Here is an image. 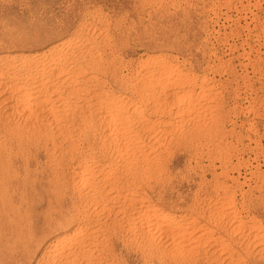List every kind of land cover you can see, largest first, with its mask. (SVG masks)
Returning a JSON list of instances; mask_svg holds the SVG:
<instances>
[{"label": "rangeland", "instance_id": "374dc122", "mask_svg": "<svg viewBox=\"0 0 264 264\" xmlns=\"http://www.w3.org/2000/svg\"><path fill=\"white\" fill-rule=\"evenodd\" d=\"M51 46L61 49L68 63L78 61L89 72L66 80L53 98L60 92L67 96L72 88L74 97L65 96L63 111L56 117L44 111L31 119L34 125L23 116L7 115L0 88V148L10 157L15 154L12 159L4 154L15 165L5 160L10 170L1 179L5 181L0 180V264H49L51 242L76 226L83 230L67 247L84 244L89 256L92 253L91 258L79 255L76 264H264V245L249 233L250 219L264 228V0H0L1 62L7 56L26 54H34L33 61L44 52L52 54ZM158 63L195 77V91L211 86L208 98L198 97L209 109L197 107L192 121L163 113L158 101H170L177 94L172 79L156 83L152 90L139 88L141 83L133 79L135 73ZM28 77L38 80L34 74ZM101 89L132 101L125 114V133H114V123L98 117L101 110L94 93ZM44 90L39 87L40 93L46 94ZM129 135L140 142L136 147L128 141ZM120 147L125 151L124 161L120 160L124 166L119 162L112 169L109 162L114 163L113 151ZM84 158L99 163H95L98 168L87 164L93 174L104 164L107 172L111 168L108 178L97 171V176L76 182L74 168ZM107 188L114 192L105 194ZM127 190L141 191L144 205L174 214L179 222L202 223L210 235L222 236L226 247H212V240L205 238L194 241V234L187 237L193 242L185 240L189 244L175 247L176 236L152 226L138 199L118 196ZM234 212L242 213L236 221L240 229L232 227Z\"/></svg>", "mask_w": 264, "mask_h": 264}, {"label": "bare ground", "instance_id": "6f19581e", "mask_svg": "<svg viewBox=\"0 0 264 264\" xmlns=\"http://www.w3.org/2000/svg\"><path fill=\"white\" fill-rule=\"evenodd\" d=\"M63 44V43H62ZM60 47H61V45H60ZM59 48V47H58ZM85 49V48H84ZM87 49V48H86ZM49 51V50H48ZM50 53H52V54H44V53H42V54H40V56L38 57H34L35 58V60H33L32 61V56L34 55V54H32V56H31V54L30 55H19V56H13V57H9L8 58V56L7 57H3L4 59H5V61L3 60V62H1L0 63V88H2V95H3V102H5V108H6V110H7V115L8 116H12V115H20V116H23L26 120H27V122L28 121H30V122H32L31 121V119L33 120V118H36V117H38V115L41 113V115H42V113L44 112V111H47L46 113H48L49 115H51L52 116V118H54V117H56V115L58 114V113H60L61 111H63V107H64V101H65V99H66V101H67V98L66 97H69V96H73V88H72V91H71V89L70 90H67L68 92L66 93V91H64L66 94H68L66 97L64 96V95H61V92H60V94L58 95V97L54 100V98H53V95H55L56 94V92L57 91H60L59 89L61 88V87H63V84H64V82L66 81V80H68V79H71L72 78V75H74L75 76V74L77 75V77L78 76H81V75H79V74H83L84 73V75L86 74V73H88L89 71H87V69H86V71H85V69L84 70H82V67H81V64H78L76 61L75 62H67L66 60H64V57H66V55H64V57H63V55L62 54H60V52H61V49H60V52L56 49V46H54V47H52L51 46V48H50V51H49ZM72 53V52H71ZM75 53V52H74ZM73 53V54H74ZM80 54H82V53H80ZM82 56V55H81ZM69 57V56H68ZM163 57V56H162ZM33 58V59H34ZM80 58V57H79ZM82 58V57H81ZM2 58L0 57V60H1ZM163 59V58H162ZM160 61V60H159ZM161 61H163V60H161ZM80 62V61H79ZM67 63V64H66ZM94 63V62H93ZM95 64V63H94ZM153 64V63H152ZM159 64V63H158ZM87 65V64H86ZM150 65V64H149ZM89 66V65H88ZM94 66V65H93ZM95 67V66H94ZM144 67H146V66H144ZM149 67V66H148ZM148 67H146V68H144L145 70V72L143 73H140V72H137V73H135V75L133 76L134 78L133 79H136L137 81H139L141 84L139 85V88H140V86L142 85L143 87H147V88H149L150 87V89L153 87V86H155L156 85V83H161V82H164V81H167V79L169 80V78L170 79H172V82H174V84H175V86L177 87V94L176 95H174L172 98H171V100L169 101L168 99L166 100L165 98H163V99H161V100H159L158 101V108L164 113H166L168 116L169 115H172V113H174V115H175V117L176 118H178V119H181V121L182 120H185V119H187V120H193L195 117H196V111H197V107H198V109H199V107L201 108V107H204V108H208V106L209 105H207V103L206 102H202L200 99H198V97L199 98H208V95L209 94H211V86L210 87H208L207 85V87L208 88H206V87H204V86H201L200 88H199V90L198 91H195V85L193 84L194 82V78L195 77H189V76H187V75H183L181 72H179V71H177L176 70V67L174 68V66H172V65H170V64H168V63H161V64H159V65H157L155 68H148ZM89 68V67H88ZM96 68V67H95ZM92 69V68H91ZM89 70V69H88ZM95 70V69H94ZM21 72H24V74L25 73H27L28 75L29 74H34V75H36V77L38 78V80L36 81L35 79H33V80H35L37 83H34L35 81H33L32 80V78L30 79L29 77H28V75H24L25 77H23V75H21L22 73ZM90 72H91V70H90ZM21 73V74H20ZM83 76V75H82ZM87 76V75H86ZM35 77V76H34ZM95 78V77H94ZM83 79H84V77H83ZM88 79L90 80L91 79V76L90 77H88ZM197 79V78H196ZM87 80V79H86ZM92 80V79H91ZM196 81V80H195ZM198 81V80H197ZM74 82H79V81H74ZM85 82V81H84ZM83 81H82V83H84ZM94 82V81H93ZM98 82V81H97ZM18 83L19 84H21V85H19L18 86ZM72 83V82H71ZM70 83V84H71ZM95 83V82H94ZM170 83V82H169ZM75 84V83H74ZM92 85H93V83H91ZM193 84V85H192ZM196 84V83H195ZM202 84V83H201ZM66 86H67V84H65ZM98 85V84H97ZM96 85V86H97ZM101 85V84H100ZM158 85V84H157ZM156 85V86H157ZM65 86V87H66ZM87 86V85H86ZM85 86V87H86ZM99 86V85H98ZM141 86V87H142ZM174 86V87H175ZM39 87L40 88H44L45 90V92L44 93H46V94H43V93H40L39 92ZM77 87V86H76ZM48 90H47V89ZM62 89V88H61ZM66 89V88H65ZM86 89V88H85ZM87 89H88V87H87ZM100 89V88H99ZM42 91H43V89H41ZM63 90H64V88H63ZM81 90V89H80ZM83 90V89H82ZM143 90H145V89H143ZM152 90V89H151ZM150 90V91H151ZM1 91V90H0ZM62 91V90H61ZM85 91V90H84ZM83 91V92H84ZM90 90H88L87 91V93L89 92ZM147 91V90H146ZM95 92H97V91H95ZM141 92V91H140ZM143 92H145V91H143ZM209 92V94H207ZM70 93L72 94V95H70ZM77 93H78V91H77ZM85 93V92H84ZM145 93H147V92H145ZM74 94H75V92H74ZM93 94V93H92ZM95 94V97H98V105H100L99 107H100V110H101V112H100V114H99V116L98 117H100L101 119H103V121L105 120H107V121H110V122H112V124L114 123V125L116 126V127H113V129L115 128L116 129V131L114 130L113 132L114 133H117V132H119V131H121L122 132V130L125 128V126H126V124H125V118L127 117L126 115H127V113H126V110H127V108L129 109V105H130V103H132V101H130V99L129 98H126V97H122V96H117V95H114V94H108L105 90H99L97 93H94ZM139 91H138V99H140V100H142L144 97H143V95L141 94L140 96H139ZM160 94H161V92H160ZM90 95V94H89ZM88 95V96H89ZM162 95V94H161ZM92 96V95H91ZM94 96V95H93ZM92 96V97H93ZM166 96V95H165ZM65 97V98H64ZM74 97V96H73ZM160 97V96H159ZM82 98V97H81ZM84 98H86V97H84ZM137 98V97H136ZM167 98V97H166ZM58 99H61V100H59V102H58V105L57 106H55V105H53L54 104V102H56V100H58ZM80 99V98H79ZM90 99V98H89ZM72 100V99H71ZM81 100V99H80ZM84 100V99H83ZM85 100H87V99H85ZM206 100H208V99H206ZM210 100V99H209ZM208 100V101H209ZM91 101H93V100H91ZM207 101V102H208ZM70 102V101H69ZM95 102V101H94ZM94 102H93V104H94ZM141 102H144V101H141ZM141 102H140V104H141ZM1 103H2V99H1ZM133 103H134V101H133ZM3 104V103H2ZM70 104V103H69ZM84 104V103H83ZM86 104V103H85ZM91 104V103H90ZM95 104H97V103H95ZM1 105V104H0ZM84 106V105H83ZM93 106V105H92ZM65 107H67V106H65ZM88 107V106H87ZM4 108V109H5ZM74 108H75V106H74ZM157 108V109H158ZM1 109V108H0ZM85 109V108H84ZM88 109V108H87ZM99 109V108H98ZM203 109V108H202ZM209 109V108H208ZM207 109V110H208ZM5 110V111H6ZM98 111V110H97ZM65 113V112H64ZM63 114V113H62ZM126 114V115H125ZM4 115V114H3ZM48 115V116H49ZM199 115H201V114H199ZM6 117V116H5ZM5 117H4V119H5ZM14 117V116H13ZM45 117V116H44ZM59 117H60V115H59ZM64 117V116H63ZM169 117H171V116H169ZM174 117V116H173ZM199 117V116H198ZM11 118V117H10ZM19 118V117H18ZM21 118V117H20ZM23 118V119H24ZM41 118V117H40ZM42 118H43V116H42ZM41 118V119H42ZM48 118V117H47ZM51 118V119H52ZM3 119V120H4ZM24 119V120H25ZM40 119V121H42ZM7 120H9L8 118H7ZM47 120V119H46ZM56 120H57V118H56ZM195 120V119H194ZM15 121V120H14ZM20 121V120H19ZM22 121V120H21ZM55 121V120H54ZM126 121H128L127 119H126ZM4 122V121H3ZM29 122V123H30ZM34 122V121H33ZM32 122V123H33ZM37 122V121H36ZM35 122V123H36ZM168 122V121H167ZM6 123H7V121H6ZM10 123V122H9ZM12 123V122H11ZM14 123H16V122H14ZM31 123V124H32ZM50 123H51V120H50ZM54 123H56V122H54ZM163 123H165V122H163ZM4 124V123H3ZM106 124V123H105ZM104 124V125H105ZM174 124V123H173ZM6 125V124H5ZM9 125V124H8ZM8 125H6L7 127H8ZM11 125V124H10ZM13 125V124H12ZM19 125V124H18ZM33 125H34V123H33ZM37 125V124H36ZM44 125H47V124H45L44 123ZM167 125H168V123H167ZM2 126V125H1ZM52 126V125H51ZM51 126H49V127H51ZM68 126V125H67ZM103 126V125H102ZM107 126V125H106ZM106 126H105V128H106ZM3 127V126H2ZM6 127V128H7ZM21 127H22V125H21ZM20 127V128H21ZM26 127V130L28 129L27 127H29V126H25ZM37 127V126H36ZM40 127V126H39ZM49 127H47V128H49ZM54 127V126H53ZM60 127V126H59ZM1 128V127H0ZM5 128V129H6ZM23 128V127H22ZM34 128V127H33ZM44 128V127H43ZM46 128V127H45ZM61 128V127H60ZM64 128V127H63ZM69 128V127H68ZM104 128V127H103ZM4 129V130H5ZM8 129V128H7ZM10 129H11V127H10ZM15 130H16V128H14ZM36 129V128H35ZM35 129L33 130V131H35ZM40 129V128H39ZM39 129H37V130H39ZM53 129V128H52ZM126 129V128H125ZM4 130H3V132H4ZM21 130V129H20ZM24 130V129H23ZM62 130V129H61ZM133 130V129H132ZM166 130V129H165ZM10 131V130H9ZM31 131V129L29 130V132ZM55 131H56V129H55ZM124 132L123 133H125V130H123ZM171 131V130H170ZM6 132V131H5ZM13 132H14V130H13ZM18 132V131H17ZM22 132V131H21ZM46 132H47V130H46ZM51 132H52V130H51ZM54 132V131H53ZM57 132V131H56ZM111 132H112V130H111ZM10 133H12V132H10ZM37 133H38V131H37ZM39 133H41V131L39 132ZM61 133V132H60ZM69 133V132H68ZM122 133V134H123ZM1 134V133H0ZM4 134V133H3ZM7 134H8V131H7ZM31 134H33V133H31ZM43 134H45L44 132H43ZM48 134H49V132H48ZM53 134V133H52ZM109 134V133H108ZM111 134V133H110ZM119 134V133H118ZM121 134V133H120ZM135 134V133H134ZM5 135V134H4ZM17 135V134H16ZM16 135H14V137L16 136ZM20 135H21V133H20ZM19 135V136H20ZM35 135V134H34ZM49 135H51V134H49ZM68 135V134H67ZM113 135V134H112ZM117 135V134H116ZM126 135V134H125ZM132 135V134H131ZM131 135H129V139H128V141L130 142V143H132L135 147H136V145H138L140 142H137L136 141V138H135V136H131ZM9 136V135H8ZM7 136V137H8ZM23 136V135H22ZM24 136H25V134H24ZM30 136V135H29ZM38 136V135H37ZM36 136V137H37ZM39 136H40V138H42V135H40L39 134ZM45 136V135H44ZM46 136H48V135H46ZM52 136V135H51ZM108 135L106 134V138H108L109 139V137H107ZM114 136V135H113ZM119 136V135H118ZM121 136H124V135H121ZM3 137V136H2ZM10 137H12V136H10ZM10 137H8V138H10ZM54 137V136H53ZM65 137H66V135H65ZM65 137H64V139H65ZM127 137V136H126ZM125 137V138H126ZM16 138V137H15ZM21 138V137H20ZM26 138V137H25ZM28 138V137H27ZM31 138H32V136H31ZM39 138V137H38ZM45 138H47V137H45ZM71 138V137H70ZM101 138V137H100ZM3 139V138H2ZM4 139H5V137H4ZM14 139V138H13ZM19 139V138H18ZM43 139V138H42ZM50 138H48V140H49ZM63 139V138H62ZM67 139V138H66ZM104 139V138H103ZM102 139V140H103ZM8 140V139H7ZM23 140V139H22ZM29 140V139H28ZM33 140H35V138L33 139ZM36 140H37V138H36ZM52 140H54V138L52 139ZM72 140V139H71ZM107 140V139H106ZM18 141H20V140H18ZM24 141V140H23ZM26 141V140H25ZM44 141V140H43ZM46 141H47V139H46ZM46 141H44V143L46 144L47 142ZM64 141V140H63ZM70 141V140H69ZM73 141V140H72ZM111 141H112V139H111ZM110 141V142H111ZM6 142V141H5ZM13 142V141H12ZM126 142H127V140H126ZM125 142V143H126ZM11 143V142H10ZM17 144L19 143V142H16ZM32 143H35V142H32ZM38 143H39V141H38ZM43 143V142H42ZM41 143V144H42ZM44 143H43V146H45L44 145ZM69 143V142H68ZM72 143V142H71ZM102 143V142H101ZM105 143V142H104ZM103 143V144H104ZM20 145H21V143H19ZM19 144L17 145L18 147H16V148H18L17 150H20L19 149ZM22 144H23V146H25L24 144H25V142H22ZM127 146L126 147H130V145H129V143L127 142ZM4 145V144H3ZM10 145V144H9ZM14 145V144H13ZM12 145V146H13ZM16 145V144H15ZM47 145V144H46ZM52 145H53V143H52ZM132 145V146H133ZM28 146V145H27ZM31 146V145H30ZM38 146V145H37ZM42 146V145H41ZM54 146V145H53ZM72 146V145H71ZM71 146H70V148H71ZM121 146V145H120ZM133 146V147H134ZM33 147V146H32ZM49 147V146H48ZM48 147H46V148H48ZM52 147V146H51ZM76 147V146H75ZM115 147H116V145H115ZM118 147V146H117ZM132 147V148H133ZM2 148H4V147H2ZM2 148H0L1 150V152L3 153V156H1L2 154L0 153V180L1 179H6V177H5V175H8V171L10 170H7L8 168L6 167V165H8L7 164V162L5 163L4 161L6 160H10L9 158H11L12 159V157L15 155H11L12 157H10V155H7L9 152L8 151H10V149L7 151V150H5V152H8L7 154H5L3 151H2ZM10 148V147H9ZM41 148V147H40ZM44 148V147H43ZM69 148V149H70ZM119 148V147H118ZM117 148V149H118ZM8 149V148H7ZM22 149H23V147H22ZM27 149V148H26ZM51 149V148H50ZM68 149V150H69ZM76 149V148H75ZM122 148L120 147V149H118L117 151H113V153L115 152V154H113V155H115V156H113L112 158L114 159V157H115V159L113 160L114 161V163H110L109 161V164H110V166H112V169L115 167L116 168V166H118L120 163L119 162H121L120 160H122V162L124 161L123 160V154L125 153V151H124V153L122 152V150H121ZM128 149H130V148H128ZM24 150V149H23ZM52 150L53 149H51V152H52ZM67 150V151H68ZM72 150V149H71ZM78 149H76V151H77ZM13 151V150H12ZM20 151H22V150H20ZM38 151V150H37ZM40 151V150H39ZM80 151V150H79ZM83 151V150H82ZM102 151V150H101ZM105 151V150H104ZM133 151H135L134 149H133ZM48 152V151H47ZM103 152V151H102ZM112 152V151H111ZM126 152H127V149H126ZM144 152V151H143ZM21 153V152H20ZM25 153V152H24ZM39 153V152H38ZM45 153V152H44ZM53 153H54V151H53ZM59 153H61V152H59ZM77 153H78V151H77ZM131 153V152H130ZM136 153V152H135ZM7 155V156H9V158L7 157V156H5V155ZM12 154V153H11ZM30 154V153H29ZM56 154V153H55ZM58 154V153H57ZM66 154V153H65ZM71 154V153H70ZM79 154V153H78ZM86 154V153H85ZM100 154V153H99ZM101 154H103V153H101ZM112 154V153H111ZM133 154V153H132ZM141 154V153H140ZM22 155V154H21ZM26 155V154H25ZM50 155V154H49ZM52 156H53V154H51ZM68 156H69V154H67ZM74 155V154H73ZM82 155H83V153H82ZM94 155H96V154H94ZM129 155V154H128ZM127 155V156H128ZM141 155H143V154H141ZM5 156V157H4ZM24 156V155H23ZM27 156V155H26ZM51 156V157H52ZM54 156H58V155H54ZM64 156V155H63ZM84 156V155H83ZM92 156V155H91ZM96 156H98V155H96ZM100 156V155H99ZM125 156V155H124ZM136 156V155H135ZM138 156V155H137ZM3 157L5 158V159H3ZM6 157L8 158V159H6ZM48 157H50V156H48ZM108 157V156H107ZM15 158H16V156H15ZM26 158H28V157H26ZM65 158V157H64ZM70 158H72V157H70ZM103 158V157H102ZM101 158V159H102ZM111 158V157H110ZM124 158H126V157H124ZM134 158V157H133ZM22 159V158H21ZM49 159V158H48ZM54 159H55V157H54ZM60 159V158H59ZM69 159V158H68ZM100 159V158H99ZM135 159V158H134ZM16 160V159H15ZM60 160H62V158L60 159ZM60 160H58V161H60ZM64 160V159H63ZM71 160V162H72V159H70ZM74 160V159H73ZM77 160V159H76ZM111 160V162H113L112 161V159H110ZM126 160V159H125ZM11 161V160H10ZM9 161V162H10ZM65 161H67V160H65ZM97 161V160H96ZM96 161L94 160V158L92 159V158H84L83 160H81L80 162H79V165H77L75 168H74V173H75V180H76V182L78 181L79 183H82V181L84 180V179H87V177H90V175L92 176H97V174L96 175H94L98 170H95V172H94V174H93V171L92 172H90L91 171V169L89 170V168H87L88 166H87V164H91V163H94V165L97 167V165L99 166V163H96ZM127 161H128V159H127ZM12 162V161H11ZM15 162V161H14ZM121 162V163H122ZM126 162V161H125ZM124 162V163H125ZM129 162V161H128ZM5 163V164H4ZM13 163V162H12ZM57 163V162H56ZM78 163V162H77ZM97 165H96V164ZM102 163V162H101ZM119 163V164H118ZM127 163V162H126ZM14 164V163H13ZM63 164H64V162H63ZM67 164H70V163H67ZM76 164V163H75ZM107 164V163H106ZM109 164H108V166H109ZM15 165V164H14ZM49 165V164H48ZM60 165V164H59ZM93 165V166H94ZM120 165H123L124 166V164L122 163V164H120ZM119 165V166H120ZM127 165V164H126ZM19 166H21L20 164H19ZM43 166V165H42ZM62 166V165H61ZM102 166H103V164H102ZM106 165L104 164V166L102 167V168H100L101 167V165H100V169H99V174H101V177H103L104 178V176H106V179L108 178V172L110 171V167H108V169H109V171L107 172V170H106V167H105ZM114 166V167H113ZM128 166V165H127ZM6 167V168H5ZM10 167H12V165L10 166ZM65 167V166H64ZM16 168V167H15ZM98 168V167H97ZM96 168V169H97ZM114 168V169H115ZM119 168V167H118ZM125 168H126V166H125ZM17 169H19V168H17ZM111 169V170H112ZM13 170V169H12ZM28 170V169H27ZM31 170H32V168H31ZM43 170H45V169H43ZM70 170V169H69ZM72 170V169H71ZM19 171V170H18ZM17 170H16V172H18ZM25 171H26V168H25ZM34 171V170H33ZM39 171V170H38ZM63 171V170H62ZM73 171V170H72ZM14 172V171H13ZM16 172H15V174H16ZM70 172V171H69ZM97 172V173H98ZM12 173V172H11ZM29 173V172H28ZM55 173V172H54ZM64 173V172H63ZM62 173V174H63ZM92 173V174H91ZM14 174V175H15ZM42 174V173H41ZM56 174H57V172H56ZM13 175V174H12ZM11 175V176H12ZM25 175V174H24ZM31 175V174H30ZM33 175H34V173H33ZM37 175V174H36ZM58 175V174H57ZM56 175V176H57ZM60 175V174H59ZM71 175V174H70ZM16 176V175H15ZM17 176H18V174H17ZM22 176V175H21ZM42 176V175H41ZM65 176H67V175H65ZM73 176V175H72ZM19 177V176H18ZM33 177V176H32ZM17 178V177H16ZM23 179H24V177H22ZM21 178V179H22ZM26 178V177H25ZM36 178H37V176H36ZM95 178V177H94ZM19 179V178H18ZM34 179V178H33ZM41 179V178H40ZM66 179V178H65ZM71 179H72V177H71ZM89 179V178H88ZM91 179V178H90ZM105 179V178H104ZM12 180V179H11ZM10 180V181H11ZM20 180V179H19ZM73 180V179H72ZM2 181H5V180H1V182ZM22 181V180H21ZM70 181V180H69ZM85 181V180H84ZM118 181H120L119 179H118ZM0 182V183H1ZM8 182H9V180H8ZM29 182V181H28ZM27 182V183H28ZM74 182V181H73ZM109 182V181H108ZM116 182V181H115ZM4 183V182H3ZM118 183V182H117ZM126 183V182H125ZM22 184V183H21ZM106 184H107V182H106ZM113 184V183H112ZM116 184V183H115ZM122 185V184H121ZM4 186V185H3ZM2 186V187H3ZM6 186H8V184H6ZM9 186H11V184L9 185ZM12 186H14V184L12 185ZM71 186V185H70ZM107 186V185H106ZM108 186H109V183H108ZM111 186H115V185H111ZM25 187V186H24ZM33 187V186H32ZM75 187V186H74ZM118 187V188H117ZM116 188H117V190L118 189H122L121 187H123V185L119 188V184H118V186H117ZM4 188V187H3ZM17 188V187H16ZM115 187H113V189L115 190L116 189ZM9 189V188H8ZM7 189V190H8ZM14 189V188H13ZM19 189V188H18ZM107 189H109V190H107L106 192H105V194H107L109 191L112 193V192H114V191H111L112 190V188H107ZM128 189H129V187H128ZM3 190V189H2ZM1 190V188H0V191H2ZM6 190V189H5ZM19 190H21V189H19ZM18 190V191H19ZM29 190V189H28ZM13 191V190H12ZM11 191V192H12ZM56 190L54 189V192H55ZM98 191V190H97ZM122 191V190H121ZM5 192V191H4ZM9 192V191H8ZM7 192V193H8ZM11 192H9V193H11ZM23 192V191H22ZM118 192V191H117ZM116 192V193H117ZM1 193V192H0ZM15 193V192H14ZM96 193V192H95ZM102 192H100L99 194H101ZM115 193V194H116ZM123 193H124V191H123ZM140 193H142L141 191L139 192V191H137V190H127L123 195H121V193H119L120 195H118V196H120V197H122L123 196V198H125L126 200L127 199H129V200H139L140 202V207L139 208H142V210H144L143 212H145L146 214H148V217H150L152 220H150L151 221V224H152V226L153 225H155V227L156 228H159L160 230L159 231H162V232H165V233H168V234H171V235H173V236H176V240L175 241H173L174 243H173V245L175 246V247H178V248H180V246H185V244L184 243H186L188 240L189 241H192L193 242V238H192V240H191V237L190 238H187V237H189L190 235H193L194 234V236L196 235V240H194V241H197V239L199 238H205L206 240H212V242L213 243H210V244H213V245H211L212 247L215 245L216 246V248L218 247L220 250H221V248L222 247H226V244H225V242H224V239H223V237L222 236H220V235H216L215 237L214 236H212V235H210L209 233V228L208 227H206V226H202V223H201V225L199 224L198 225V223H196V222H194L193 220L192 221H190V222H188V223H186V222H179L178 220H177V218H176V216L174 215V214H171V213H168V212H164L163 210H161V209H158L157 207H155V206H153V205H144V198L140 195ZM5 194V193H4ZM24 194V193H23ZM97 194V193H96ZM110 194V193H109ZM115 194H111V195H115ZM118 194V193H117ZM116 194V195H117ZM8 195V194H7ZM20 195V194H19ZM27 195V194H26ZM111 195H109V197L111 196ZM0 196H2V195H0ZM94 196V195H93ZM100 196V195H99ZM102 196V195H101ZM105 196V195H104ZM107 196V195H106ZM3 197H5V196H3ZM3 197H2V199H3ZM9 197V196H8ZM28 197H29V194H28ZM1 198V197H0ZM99 198H101V197H99ZM9 199V198H8ZM97 199V198H96ZM95 199V200H96ZM229 199V198H228ZM227 199V200H228ZM12 200V199H11ZM128 200V201H129ZM134 200V201H135ZM137 200V201H138ZM231 200V199H230ZM229 200V201H230ZM10 201V200H9ZM17 201V200H16ZM27 201V200H26ZM8 202V201H7ZM133 202V201H132ZM227 203V202H226ZM1 204V203H0ZM14 204H12V206H13ZM2 206V205H1ZM0 206V207H1ZM3 208V207H2ZM6 208V207H5ZM16 208H17V206H16ZM13 210V209H12ZM139 210H141V209H139ZM4 213V212H3ZM9 213V212H8ZM11 213V212H10ZM13 213V212H12ZM73 213V212H72ZM80 213V212H79ZM84 213V212H83ZM14 214V213H13ZM17 214V213H16ZM242 214V213H241ZM241 214L239 213V212H234L233 214H232V219H233V221H235V223L233 222L232 223V227H233V229H238L240 226L236 223V221H238L239 219H240V217H241ZM6 215V214H5ZM4 215V216H5ZM81 216V215H80ZM19 217V216H18ZM17 217V218H18ZM3 218V217H2ZM9 218V217H8ZM6 219H7V216H6ZM13 219V218H12ZM82 219V218H81ZM8 220V219H7ZM17 220V219H16ZM69 220H71V219H69ZM73 220V219H72ZM79 220V219H78ZM15 221V220H14ZM68 221V220H67ZM249 221V220H248ZM9 222H11L10 220H9ZM16 222H18V221H16ZM153 222V223H152ZM239 222V221H238ZM19 223V222H18ZM72 223V222H71ZM81 224V223H80ZM150 224V225H151ZM13 225H15V224H13ZM70 225V224H69ZM163 225H167V227H163ZM16 226V225H15ZM14 226V227H15ZM17 226H18V224H17ZM16 226V227H17ZM212 226V225H211ZM219 226V225H218ZM83 227V226H82ZM214 227V226H213ZM217 227V226H216ZM245 227H246V225H245ZM72 228V227H71ZM155 228V229H156ZM218 228V227H217ZM231 228V227H230ZM249 228H250V230H249V233H252V237H253V239H254V241L256 240V243L258 244L259 243V245L261 246V244H263L264 245V228H263V226H261L257 221H255V220H251L250 219V224H249ZM66 229V228H65ZM150 229V228H149ZM216 229V228H215ZM219 229V228H218ZM227 229V228H226ZM240 229V228H239ZM81 230H83L80 226H76L73 230H71V232H69L68 230H65L63 233H61L59 236L57 235V237H56V239H55V241L54 242H51L52 244L50 245V247H48L49 248V250H48V255H46L47 257V263L49 262V264H55V263H58V262H63V263H60V264H74L75 263V261H77V257L79 256V255H81L82 257H89V258H91V256H92V253H91V256H89L90 255V253L88 254L87 253V250H85V248H82V246L84 245H77L76 244V246H73V247H71V248H68L67 247V244H68V242L72 239V238H75V237H77L80 233H81ZM214 230V229H213ZM222 230V229H221ZM156 230H154V232H155ZM217 231V230H216ZM226 231V230H225ZM214 232V231H213ZM223 232V231H222ZM152 233V232H151ZM157 233V232H156ZM155 233V234H156ZM220 233V232H219ZM218 233V234H219ZM248 233V234H249ZM217 234V233H216ZM89 235V234H88ZM167 235V234H166ZM166 235H164V234H162V236H165V237H168V236H166ZM150 236V235H149ZM170 236V235H169ZM89 236H87V238H88ZM174 238V237H173ZM172 238V239H173ZM91 239H93V237L91 238ZM227 239V238H226ZM54 240V239H53ZM73 240V239H72ZM90 240V239H89ZM185 240H187L186 242H185ZM202 240H204V239H202ZM32 242V241H31ZM81 242V241H80ZM95 242V241H94ZM201 242H203L204 243V241H201ZM188 244H189V242H187ZM205 243H208V241L207 242H205ZM31 244V243H30ZM49 244V243H48ZM70 244V243H69ZM197 244V243H196ZM74 245V244H73ZM92 245H95V244H92ZM195 245V244H194ZM194 245H192L193 247H194ZM201 245V244H200ZM200 245H197V246H200ZM204 245V244H203ZM203 245H201V246H203ZM206 245V244H205ZM229 245V244H228ZM21 246V245H20ZM200 246V247H201ZM34 247V246H33ZM67 247V248H66ZM88 247V246H87ZM90 247V246H89ZM181 247V248H182ZM189 247V246H188ZM230 247V246H229ZM263 247V246H262ZM261 247V248H262ZM95 248V247H94ZM202 248V247H201ZM217 248V249H218ZM261 248H260V250H261ZM264 248V247H263ZM262 248V250L264 251V249ZM22 249V248H21ZM65 249H67V250H65ZM215 249V248H214ZM224 249V248H223ZM222 249V250H223ZM226 249V248H225ZM194 250V249H193ZM192 250V251H193ZM207 250V249H206ZM220 250H218V251H220ZM262 250H261V252H262ZM25 251V250H24ZM43 251H45V250H43ZM90 251V250H89ZM88 251V252H89ZM93 251H95L94 249H93ZM201 251H202V249H201ZM212 251L214 252V251H217V250H213L212 249ZM197 252H198V250H197ZM224 252V250L222 251V253ZM192 253V252H191ZM198 254V253H197ZM232 254H233V252H232ZM96 256V255H95ZM85 257V258H86ZM87 257V258H88ZM94 257V256H93ZM92 257V258H93ZM219 257V256H218ZM226 257V256H225ZM42 258V257H41ZM44 258V257H43ZM97 258V257H96ZM32 259V258H31ZM45 259V258H44ZM225 259V258H224ZM237 259V258H236ZM263 259V258H262ZM24 260V259H23ZM40 260V259H39ZM94 260V259H93ZM231 260H233V259H231ZM230 260V261H231ZM43 261H45V260H43ZM78 261H79V259H78ZM245 261V260H244ZM262 261V260H261ZM264 261V260H263ZM46 262V261H45ZM44 262V263H45ZM90 262V261H89ZM97 262V261H96ZM222 262V261H221ZM237 262V261H236ZM41 263V262H40ZM79 263H80V261H79ZM88 263V262H87ZM91 263V262H90ZM98 263V262H97ZM99 263H101V262H99ZM98 263V264H99ZM238 263H240L239 261H238ZM244 263V262H243ZM42 264V263H41ZM76 264V263H75ZM77 264H78V262H77ZM82 264V263H81ZM93 264H95V263H93ZM237 264V263H236ZM246 264V263H245Z\"/></svg>", "mask_w": 264, "mask_h": 264}]
</instances>
